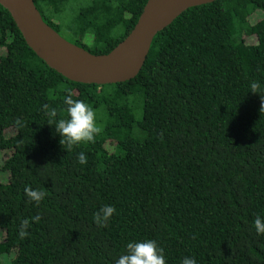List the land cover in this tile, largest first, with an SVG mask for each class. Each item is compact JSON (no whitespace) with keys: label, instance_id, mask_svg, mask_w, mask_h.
I'll use <instances>...</instances> for the list:
<instances>
[{"label":"trees","instance_id":"1","mask_svg":"<svg viewBox=\"0 0 264 264\" xmlns=\"http://www.w3.org/2000/svg\"><path fill=\"white\" fill-rule=\"evenodd\" d=\"M33 1L68 41L106 54L147 0H81L64 25L76 0ZM69 94L103 129L71 149L54 126L67 119ZM3 151L0 257L13 253V264H115L128 242L145 239L163 248L166 264L185 256L264 264V235L253 224L264 219V0L187 8L154 36L133 79L104 85L48 67L0 5ZM26 188L45 198L30 202ZM104 205L116 212L98 227L93 216Z\"/></svg>","mask_w":264,"mask_h":264},{"label":"water","instance_id":"2","mask_svg":"<svg viewBox=\"0 0 264 264\" xmlns=\"http://www.w3.org/2000/svg\"><path fill=\"white\" fill-rule=\"evenodd\" d=\"M213 1L147 0L132 30L106 54H92L61 36L43 20L33 0H0V5L48 67L71 81L104 85L133 79L158 32L187 8Z\"/></svg>","mask_w":264,"mask_h":264},{"label":"clouds","instance_id":"3","mask_svg":"<svg viewBox=\"0 0 264 264\" xmlns=\"http://www.w3.org/2000/svg\"><path fill=\"white\" fill-rule=\"evenodd\" d=\"M252 87L255 88L256 85L253 84ZM64 103L66 105L67 119H59L54 126L56 132L64 139V143L68 149H71L81 142H93L95 137L103 131L102 127L97 124L95 110L83 100H74L70 94L65 96ZM44 108L49 118L54 119L57 116L55 108L48 110L47 105ZM77 160L79 164L85 165L88 158L84 152H80ZM25 193L30 202L34 201L37 204L46 195L42 191L31 188H26ZM115 212L116 209L114 206L104 205L94 214L93 221L98 227H104ZM32 219L38 222L40 217L35 216ZM29 223V220H23L21 222L19 231L21 238L28 234L27 228ZM253 224L256 233L258 235H264V219L257 216ZM126 249V253L122 254L115 261V264H166L164 250L154 239L128 242ZM181 264H197V260L195 257L185 256Z\"/></svg>","mask_w":264,"mask_h":264},{"label":"rangeland","instance_id":"4","mask_svg":"<svg viewBox=\"0 0 264 264\" xmlns=\"http://www.w3.org/2000/svg\"><path fill=\"white\" fill-rule=\"evenodd\" d=\"M81 0H76L75 2H72L69 4L67 13H65L62 18L63 21L61 22L62 25L66 24V22L74 15L73 13L81 5ZM257 20V19H256ZM59 31L60 35H62L66 39H71L68 32L66 31L65 27ZM252 38H249L248 40L251 41ZM9 152L8 151H3L0 152V164L3 162V159L7 156ZM8 182V173L0 168V185L6 184ZM3 238L2 232L0 230V239ZM13 253L10 254H4L0 257L2 264H13L12 263V258H13Z\"/></svg>","mask_w":264,"mask_h":264}]
</instances>
